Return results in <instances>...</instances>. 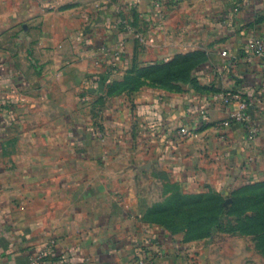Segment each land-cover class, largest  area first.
Returning <instances> with one entry per match:
<instances>
[{
    "label": "crops",
    "instance_id": "0c3cea01",
    "mask_svg": "<svg viewBox=\"0 0 264 264\" xmlns=\"http://www.w3.org/2000/svg\"><path fill=\"white\" fill-rule=\"evenodd\" d=\"M18 24L0 52V264H244L150 222L148 190L264 174V59L247 48L264 0H0V31ZM182 59L185 80L130 87ZM226 91L258 100L254 139L219 127Z\"/></svg>",
    "mask_w": 264,
    "mask_h": 264
},
{
    "label": "rangeland",
    "instance_id": "374dc122",
    "mask_svg": "<svg viewBox=\"0 0 264 264\" xmlns=\"http://www.w3.org/2000/svg\"><path fill=\"white\" fill-rule=\"evenodd\" d=\"M22 34L19 24L0 31V52L16 46ZM142 77H133V90ZM155 180L148 190L154 199L149 215L155 224L226 252L233 245L244 264H264V174L246 183L229 181L222 188L198 181L172 182L166 176Z\"/></svg>",
    "mask_w": 264,
    "mask_h": 264
},
{
    "label": "built area",
    "instance_id": "2783aa9c",
    "mask_svg": "<svg viewBox=\"0 0 264 264\" xmlns=\"http://www.w3.org/2000/svg\"><path fill=\"white\" fill-rule=\"evenodd\" d=\"M156 7L158 9H161L162 4L160 2H156ZM247 48L253 55L264 59V37L256 36L255 38L251 39L248 42ZM223 54L228 55V51H224ZM115 57L116 58L122 57L120 50H117L115 52ZM98 79H99L98 76L91 77L88 80V86ZM12 95H13L12 98H19L21 100H24V95L20 94L19 91L13 87H12ZM84 100L86 102L91 101V97L89 93H87L84 96ZM222 101L225 104L236 102L238 105V108L233 113H230V115L220 123L219 127L221 129H227L233 123H242L245 125L249 137L251 139H254L260 132V124L253 117L254 110L257 107V104H259L258 100L252 97L245 98L241 96L240 94H236L233 91H226L222 95ZM99 134L102 135V132H100ZM181 135L183 137H188L190 135L189 129L182 128ZM55 245H56V240L51 239L49 243L46 245V247L40 252V257L45 256L48 253V251L51 248H53Z\"/></svg>",
    "mask_w": 264,
    "mask_h": 264
},
{
    "label": "trees",
    "instance_id": "16d2710c",
    "mask_svg": "<svg viewBox=\"0 0 264 264\" xmlns=\"http://www.w3.org/2000/svg\"><path fill=\"white\" fill-rule=\"evenodd\" d=\"M187 63L188 59H182L181 61H178V64L170 63L161 66L150 67L144 71L142 76L149 78L156 84L171 85L170 83H172V81L186 79L189 71ZM148 219L150 222L154 223L151 220L150 215L148 216ZM188 240L190 239L188 238Z\"/></svg>",
    "mask_w": 264,
    "mask_h": 264
}]
</instances>
